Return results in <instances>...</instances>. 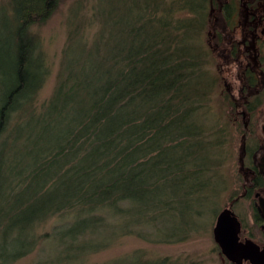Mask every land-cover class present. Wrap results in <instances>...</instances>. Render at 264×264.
I'll return each mask as SVG.
<instances>
[{
  "label": "trees",
  "instance_id": "trees-1",
  "mask_svg": "<svg viewBox=\"0 0 264 264\" xmlns=\"http://www.w3.org/2000/svg\"><path fill=\"white\" fill-rule=\"evenodd\" d=\"M204 2L95 0L88 22L69 27L55 87L42 103L50 68L33 28L59 0L0 6V264L37 250L52 264L40 248L52 238L54 262L85 264L124 237L176 244L197 234L192 220L214 196L226 154L220 121L210 115L217 76L198 41ZM183 11L190 17L179 18ZM183 199L196 207L184 235L165 236L158 220Z\"/></svg>",
  "mask_w": 264,
  "mask_h": 264
},
{
  "label": "rangeland",
  "instance_id": "rangeland-1",
  "mask_svg": "<svg viewBox=\"0 0 264 264\" xmlns=\"http://www.w3.org/2000/svg\"><path fill=\"white\" fill-rule=\"evenodd\" d=\"M94 1L95 0H59L55 12L47 22L33 28V32L39 39L42 53L50 68V76L40 93V103L46 102L44 100H47L51 96L55 87L56 76L61 64L62 52L67 41L69 27L74 28L79 21L88 22V17L90 16L88 11ZM7 2L8 0H0V6H5ZM74 13L78 15L76 19L72 17ZM189 17L190 15H188L186 11L179 14V18L184 19ZM93 28L94 29L86 28L84 31L86 34L85 37L93 33L96 29L95 27ZM206 32L207 27L205 29L203 28V34L199 35L198 41H202V47L208 51ZM214 66L216 69L215 61L210 60L208 63L209 71L214 72L216 76H220L219 73L217 74V72H215ZM225 82L226 80L224 78H219V85L217 84V87L213 91L210 101V115L220 121L221 128L226 138V143H224L223 148L224 154H226L211 184V189L215 191L214 194H211L214 196L211 200L208 199L207 203L202 204L200 207L202 214L197 221L196 219L192 220V224H195L193 227H196L195 231L197 234L192 235L185 242L176 244H154L141 241L135 237H124L113 243L108 249L87 258L85 264H134L136 260L135 256H142L145 259L168 257L184 264L191 261H199L201 264H229L220 254L212 237V230L218 212L226 207L230 195L237 191L236 184L239 179V130L234 128L233 122L229 119V117L232 118V111L229 108V104L226 103L228 99L226 92L228 91V93L231 94L232 87L227 89L224 85ZM238 120L240 121V118H238ZM239 121L237 122L241 124ZM185 205H187L186 211L184 209ZM194 209H196L194 200L192 202L185 199L178 201L177 209L175 213L173 212L174 214H165L161 219L162 223H160V219L158 220V223L161 224L159 228L165 236L172 232H176L177 237L183 236L182 226L184 222L187 221L189 217L188 214H194ZM180 210H183L182 214H178ZM117 220L120 221L121 224L123 223L121 219ZM55 222L56 219L41 225L39 227L40 233H49ZM117 231L121 232L123 229L121 228ZM116 235L118 238L122 237V235H118V233ZM57 238V235H55V239ZM40 248L43 252H47L51 255L52 264L58 263L54 262L56 251L59 248V244L56 240L52 238L40 245ZM46 255V253L43 255L40 254L37 250L32 255L27 256L15 264H37V260L39 264H48V260L45 258ZM63 264H81V262L67 261V263Z\"/></svg>",
  "mask_w": 264,
  "mask_h": 264
},
{
  "label": "flooded vegetation",
  "instance_id": "flooded-vegetation-1",
  "mask_svg": "<svg viewBox=\"0 0 264 264\" xmlns=\"http://www.w3.org/2000/svg\"><path fill=\"white\" fill-rule=\"evenodd\" d=\"M205 1L208 51L220 75L217 84L224 78L225 87H232L231 94L225 91L226 103L232 111L229 119L239 130L240 144L237 191L218 214L229 211L239 225L238 242H252L263 251L264 0Z\"/></svg>",
  "mask_w": 264,
  "mask_h": 264
},
{
  "label": "water",
  "instance_id": "water-1",
  "mask_svg": "<svg viewBox=\"0 0 264 264\" xmlns=\"http://www.w3.org/2000/svg\"><path fill=\"white\" fill-rule=\"evenodd\" d=\"M239 225L229 211H222L216 220L212 231L213 240L217 244L221 255L231 264H264V250L252 242L240 244L237 240Z\"/></svg>",
  "mask_w": 264,
  "mask_h": 264
}]
</instances>
